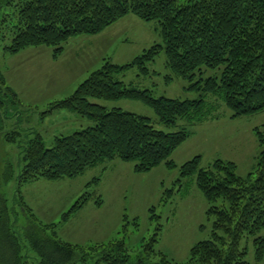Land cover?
I'll return each mask as SVG.
<instances>
[{
	"label": "trees",
	"instance_id": "16d2710c",
	"mask_svg": "<svg viewBox=\"0 0 264 264\" xmlns=\"http://www.w3.org/2000/svg\"><path fill=\"white\" fill-rule=\"evenodd\" d=\"M0 12V42L7 36L13 38L5 49L12 55L46 46L54 48L53 58L58 59L70 39L98 35L130 14L145 22H159L164 44L154 46L127 66L106 62L72 96L51 106L50 112L71 111L94 121L95 127L57 137L50 149L41 136L25 148L18 188L20 210L34 224L25 231L41 264H87L96 257V264H250L248 247L242 246L244 240H253L256 263L264 261V134L257 128L255 135L261 152L254 171L246 179L237 175L234 163L222 160L202 168V158L198 156L180 167L182 179L195 178L208 204L207 218L213 220L211 239L195 245L187 262L169 260L156 251L162 232L160 224L135 262L124 239L91 247L64 242L56 232L46 237L45 230L57 226L37 224L36 215L21 196L24 185L77 178L89 169L116 160L134 163L137 174L161 165L170 170L177 168L171 157L190 138L187 128L170 133L159 131L148 118L121 109L108 110L91 103V99L141 102L154 110L167 127L185 118L190 125L213 120L215 117L206 109L205 96L209 95L223 99L232 119L264 111V0H0ZM163 50L176 76L192 82L195 72H202L203 68L224 67L221 79L192 84L189 90L201 91L204 96L185 101L156 99L151 91L128 89L117 81L120 74L133 67L148 75L146 66ZM10 101L21 102L0 70V119L6 115ZM15 136L18 134L13 133L8 139ZM14 174L13 167L8 166L2 175L5 183ZM99 181L96 178L93 184ZM89 201L90 195L82 196L63 214L61 223L68 222ZM96 204L100 207L102 201ZM150 212V219L158 223L160 217L155 208ZM4 216L9 220L5 205L0 210V220ZM12 228L10 222L1 224L0 237L5 238V248L10 251L9 264H22ZM124 230L127 232L126 227ZM155 258L159 260L153 261Z\"/></svg>",
	"mask_w": 264,
	"mask_h": 264
},
{
	"label": "rangeland",
	"instance_id": "374dc122",
	"mask_svg": "<svg viewBox=\"0 0 264 264\" xmlns=\"http://www.w3.org/2000/svg\"><path fill=\"white\" fill-rule=\"evenodd\" d=\"M180 2L185 3L186 0ZM2 14L0 12V18ZM12 39L7 36L0 42V70L21 102L10 101L6 115L4 113L0 119V210L5 205L10 213L9 220L7 216L0 220V226L6 222L12 224L22 264H41V257L25 231L34 224L20 210L22 203L18 188L20 170L25 165V148L31 140L41 136L50 149L57 137L95 127L94 121L74 112H50L51 106L72 96L106 62L127 66L154 46L164 44L159 22H145L131 14L98 35L70 39L58 59L53 58L54 48L46 46L9 54L5 49L11 46ZM146 68L149 71L146 76L138 67H133L120 74L117 81L128 89L151 91L156 99L182 101L203 97V92L189 90V87L200 80L217 78L219 81L224 70V67L203 68L202 72H195L196 76L190 82L172 72L165 50ZM205 99L208 114L215 117L214 121L190 125L185 118L179 119L173 127L163 125L154 110L141 102L91 99V103L108 110L121 109L148 118L159 131L170 133L187 128L191 136L171 157L177 165L175 169L161 165L148 173L137 174L134 163L116 160L89 169L77 178L56 182L41 180L24 185L22 191L27 198V206L38 219L37 224L57 226L56 229L45 230V236L56 232L64 242L91 247L124 239L132 262H135L142 256L143 245L151 240L160 224L162 232L156 251L169 260L187 262L195 245L211 239L213 220L207 218L208 204L198 190L195 178L182 179L180 167L201 156L202 168L222 160L234 163L237 175L246 179L254 171L261 152L255 129L264 134V111L232 119L223 99L214 95L205 96ZM13 133L18 136L9 140L8 136ZM8 166L13 167L15 174L5 183L2 175ZM96 178L100 181L93 184ZM85 194L90 195L88 204L62 224L63 214ZM98 200L102 201L100 207L96 204ZM152 208L160 217L158 223L150 219ZM261 235L264 236V231ZM4 239L0 237V264H9L10 251L5 248ZM242 246L248 247L247 262L264 264V261H255L253 240H244ZM97 259H91L87 264H96Z\"/></svg>",
	"mask_w": 264,
	"mask_h": 264
},
{
	"label": "crops",
	"instance_id": "0c3cea01",
	"mask_svg": "<svg viewBox=\"0 0 264 264\" xmlns=\"http://www.w3.org/2000/svg\"><path fill=\"white\" fill-rule=\"evenodd\" d=\"M33 52H36V51H33ZM3 73V72H2ZM94 73V72H93ZM4 74V73H3ZM4 76H5V74H4ZM5 78H6V76H5ZM6 82H7V85L9 86V87H11L12 89H13V87L12 86H10V84L8 83V80H7V78H6ZM13 91L15 92V90L13 89ZM16 93V92H15ZM17 94V93H16ZM18 95V94H17ZM212 121H214V120H212ZM208 122V121H207ZM210 122V121H209ZM204 123V122H203ZM200 124V123H199ZM260 153V152H259ZM196 157H198V156H196ZM201 157V156H200ZM36 183V182H35ZM33 184V183H32ZM31 185V184H30ZM21 196H22V199H23V201H24V203L26 204V205H29L28 204V202H27V198H26V196L24 195V191H22L21 190ZM86 209V208H85ZM85 209L83 210V211H85ZM86 211H87V209H86Z\"/></svg>",
	"mask_w": 264,
	"mask_h": 264
}]
</instances>
